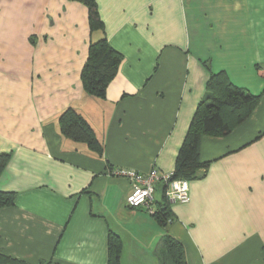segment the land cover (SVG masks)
<instances>
[{
  "label": "crops",
  "instance_id": "1",
  "mask_svg": "<svg viewBox=\"0 0 264 264\" xmlns=\"http://www.w3.org/2000/svg\"><path fill=\"white\" fill-rule=\"evenodd\" d=\"M103 31L75 0H0V153L10 157L0 189V249L29 264H109L112 234L120 264H162L172 235L188 264H264V0H97ZM123 55L106 96L85 92L81 74L92 41ZM209 67V68H208ZM262 95L227 136L204 135L202 176L189 199H166L162 226L126 197L120 170L172 174L210 72ZM75 108L94 128L102 154L64 136L59 118Z\"/></svg>",
  "mask_w": 264,
  "mask_h": 264
},
{
  "label": "trees",
  "instance_id": "2",
  "mask_svg": "<svg viewBox=\"0 0 264 264\" xmlns=\"http://www.w3.org/2000/svg\"><path fill=\"white\" fill-rule=\"evenodd\" d=\"M85 4L89 10V24L92 32L105 28L100 16L97 0H75ZM123 55L109 43L106 37L92 41L87 61L82 69V82L87 94L105 97L107 87L116 76ZM209 68V67H208ZM207 95L199 103L185 140L176 160L173 179H197L210 162L201 160V140L204 135L227 136L246 122L260 104L262 95H254L245 88L234 84L224 71L210 72ZM62 134L75 142L86 144L91 150L102 154L104 146L94 128L86 118L73 107L65 109L59 118ZM10 154L0 153V176L8 163ZM15 192L0 189V209L15 204ZM154 217L162 226L171 218L170 205L158 206ZM109 264H120L122 243L112 234L109 242ZM157 255L162 264H188L184 245L172 235L166 234L160 241ZM0 264H29L3 253L0 249ZM51 264V263H42Z\"/></svg>",
  "mask_w": 264,
  "mask_h": 264
},
{
  "label": "built area",
  "instance_id": "3",
  "mask_svg": "<svg viewBox=\"0 0 264 264\" xmlns=\"http://www.w3.org/2000/svg\"><path fill=\"white\" fill-rule=\"evenodd\" d=\"M119 174L128 177L132 181L133 190L126 197V202L132 207H144L151 214L158 210L155 204L156 185L165 182L166 194L170 201L185 202L189 199L190 184L188 179H173L172 174H160L153 169L148 174H142L135 170H120Z\"/></svg>",
  "mask_w": 264,
  "mask_h": 264
}]
</instances>
